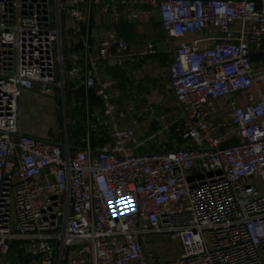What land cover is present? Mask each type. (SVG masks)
<instances>
[{"label":"built area","instance_id":"obj_1","mask_svg":"<svg viewBox=\"0 0 264 264\" xmlns=\"http://www.w3.org/2000/svg\"><path fill=\"white\" fill-rule=\"evenodd\" d=\"M262 53L264 0H0V264H264ZM157 54L165 97L118 105L108 70Z\"/></svg>","mask_w":264,"mask_h":264},{"label":"crops","instance_id":"obj_2","mask_svg":"<svg viewBox=\"0 0 264 264\" xmlns=\"http://www.w3.org/2000/svg\"><path fill=\"white\" fill-rule=\"evenodd\" d=\"M95 22L100 23L98 18L95 19ZM144 27L146 32L141 34L140 29ZM114 32L119 38L126 41L131 49L142 47L145 41H153L158 44L163 39L161 26L156 17H153L150 23L145 25L124 24L116 26ZM157 55H147L143 59L127 60V68L125 69L131 71L130 76L127 75L125 69L120 68L124 72L120 76L114 73L113 69L115 68L108 70L109 75L117 79L113 94L118 105H124L125 102L130 100L138 109H144L149 105L156 104L165 97L167 60L165 58L164 60L158 59L156 58ZM135 64H137V69L134 66ZM77 94L76 98H79L80 94ZM146 120L147 122L150 121L148 117H146ZM75 122L77 123L76 120ZM78 124L80 125V122Z\"/></svg>","mask_w":264,"mask_h":264},{"label":"rangeland","instance_id":"obj_3","mask_svg":"<svg viewBox=\"0 0 264 264\" xmlns=\"http://www.w3.org/2000/svg\"><path fill=\"white\" fill-rule=\"evenodd\" d=\"M141 34H144L145 31V27L143 29H140ZM156 58L158 59H163L164 58L167 60V57L165 55H157ZM114 73L118 76H120L121 74H123V70H121L120 68H115L113 69ZM58 76H60V74H58L56 77L58 78ZM67 94V93H66ZM80 94V93H78ZM68 100L69 98L67 97L66 99V105L68 106ZM97 104L96 101H92V105H95V103ZM63 101H62V106H63ZM60 110H59V124L62 125V130L63 133H67V136L69 137L70 141H77L79 138L82 137V127L81 122L80 125L78 124V122L73 123L72 122V117L75 115H79V116H83L84 119V111L82 108L78 107L77 110L74 111H69L67 116H64L62 111H61V106H59ZM47 112H46V108L45 106L42 105H33V104H26V116H25V121L30 123V120L28 121V118H33V121L35 123H39L41 125V123L45 122L47 119ZM52 122H55V119H52ZM69 123V125H68ZM23 126H26V124L24 122L21 123Z\"/></svg>","mask_w":264,"mask_h":264},{"label":"trees","instance_id":"obj_4","mask_svg":"<svg viewBox=\"0 0 264 264\" xmlns=\"http://www.w3.org/2000/svg\"><path fill=\"white\" fill-rule=\"evenodd\" d=\"M253 60H254V61L261 60V61L264 62V53L260 54L259 56H256ZM81 94H82V93L80 92V95H81ZM93 100L95 101V99L93 98V96H90V103H91ZM91 104H92V103H91Z\"/></svg>","mask_w":264,"mask_h":264},{"label":"water","instance_id":"obj_5","mask_svg":"<svg viewBox=\"0 0 264 264\" xmlns=\"http://www.w3.org/2000/svg\"><path fill=\"white\" fill-rule=\"evenodd\" d=\"M259 8V7H258Z\"/></svg>","mask_w":264,"mask_h":264}]
</instances>
